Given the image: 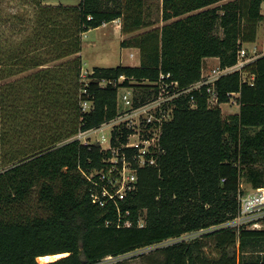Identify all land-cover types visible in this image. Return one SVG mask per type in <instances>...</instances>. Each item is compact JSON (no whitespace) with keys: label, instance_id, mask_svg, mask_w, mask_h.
I'll return each instance as SVG.
<instances>
[{"label":"trees","instance_id":"1","mask_svg":"<svg viewBox=\"0 0 264 264\" xmlns=\"http://www.w3.org/2000/svg\"><path fill=\"white\" fill-rule=\"evenodd\" d=\"M45 1L33 0L44 56L31 54L37 43L26 39L10 62L0 60V81L31 71L0 84V264H264V227L225 226L239 213L242 180L264 186V55L248 66L254 85L239 72L217 83L221 103L239 93L238 113L224 117L206 96L196 108L179 101L164 125L159 165L141 168L138 187L117 203L101 193L104 205L94 202L86 175L105 166L106 152L69 141L116 115L118 86L101 87L103 78L170 73L188 85L200 79L206 58L235 64L241 45L257 41L264 0H161L156 16L148 0ZM118 19L126 36L120 45L137 48L140 65L95 66L97 80L85 85L83 35ZM86 99L93 101L87 112ZM201 229L209 231L157 246ZM152 246L139 263L121 258Z\"/></svg>","mask_w":264,"mask_h":264},{"label":"built area","instance_id":"2","mask_svg":"<svg viewBox=\"0 0 264 264\" xmlns=\"http://www.w3.org/2000/svg\"><path fill=\"white\" fill-rule=\"evenodd\" d=\"M263 55L264 51H261L258 41L243 43L235 64L222 66L220 59L216 64L203 62L200 79L188 85H182L172 78L170 73H161L157 79L136 80L121 75L117 80L108 78L100 80L101 87L112 84L118 86L116 115L97 127L79 130L69 139L78 140L84 145L100 146L106 152L105 166L93 173H86L88 180L94 185L91 193L93 201L104 205L100 193L115 203L125 199L138 187L139 170L159 165L164 154L162 145L164 125L174 118L179 101L187 99L189 106L196 108L199 98L206 96L209 108H222L224 103L220 102L218 81L223 76L239 72L244 82L254 85L256 75L248 70V66ZM93 73V69L89 71L83 67L80 73L81 81L88 85L91 79L97 80ZM126 80H129L130 85H123ZM84 92H87V89H84ZM238 95L239 93H232L230 102L239 104ZM92 107V100H83V111L87 112ZM239 201L240 210L237 217L225 226L237 230H240L242 225L260 228L259 221L264 216V210L258 214L256 210L260 207L264 209V186L241 193ZM207 231L209 229L184 233L166 239L157 246L200 237ZM157 246L143 250L148 252ZM107 259L113 257L109 256Z\"/></svg>","mask_w":264,"mask_h":264},{"label":"rangeland","instance_id":"3","mask_svg":"<svg viewBox=\"0 0 264 264\" xmlns=\"http://www.w3.org/2000/svg\"><path fill=\"white\" fill-rule=\"evenodd\" d=\"M79 2L80 0H47L43 3L56 6L60 3L64 5H74ZM148 3L155 5L156 16L158 8H160L161 5V0H148ZM261 10L262 13H264V3L262 4ZM37 13L38 8L33 0H0V60L3 59L5 62H10L14 52H17L16 50L22 46L26 39H31L32 42L34 41L33 44L37 43V46L32 48L33 53L31 54L44 56L43 51H45V49L44 46L41 45L43 41L37 40L36 42V36L34 35ZM158 25H162V23L157 24V26ZM120 30L121 20L118 19L113 23H107L101 27L91 29L84 34L81 51L84 69L90 71L95 66L112 67L120 65L121 63L131 66H138L140 64L139 50L136 58H131L130 53L135 52L133 51L135 49L123 48L120 45L122 40ZM257 40L261 51H264V21L259 24ZM212 61L216 62L217 60L212 59ZM60 62L62 61H55L50 65H56ZM30 72L31 71H27L15 75V77L4 78V80L0 81V84L23 78ZM234 100L236 101V97ZM238 105L237 102H229L227 105H224L222 107L223 116L227 117L229 114L238 113L240 110ZM259 167L264 170V161L259 163ZM242 188L246 192L253 189L250 181L246 178L242 180ZM263 210V207L258 208L256 214ZM143 222L144 221H141V223ZM259 222V227L263 228L264 223L262 221ZM144 252L143 249L137 250L121 258L130 259L134 263H139L141 260L139 256ZM207 252L210 256L217 255L212 245H208ZM113 260H115V258L107 259V261Z\"/></svg>","mask_w":264,"mask_h":264},{"label":"crops","instance_id":"4","mask_svg":"<svg viewBox=\"0 0 264 264\" xmlns=\"http://www.w3.org/2000/svg\"><path fill=\"white\" fill-rule=\"evenodd\" d=\"M115 21H117V20H115ZM115 21H113V22H115ZM113 22H111V23H113ZM107 24V23H106ZM106 24H104V25H106ZM103 26V25H102ZM120 33H121V37H122V40L126 37L125 35H123L122 34V32H121V30H120ZM84 36V35H83ZM258 41V40H257ZM129 48H132V47H129ZM133 49H135V50H133V51H135V52H131L130 53V56H131V58H136V56L138 55V49L137 48H133ZM131 54H133V55H131ZM79 55L81 56V58H82V55H81V52L79 53ZM212 59H215V60H217L216 62H214V61H212ZM141 61V60H140ZM218 61H219V58H217V57H209V58H206V59H204V62H205V64L207 63V64H216V63H218ZM212 62V63H211ZM121 65H123L122 63H121ZM140 65V64H139ZM131 66V65H130ZM224 105H227V103H224V104H222V107L224 106ZM238 107H239V109H240V105H238Z\"/></svg>","mask_w":264,"mask_h":264},{"label":"bare ground","instance_id":"5","mask_svg":"<svg viewBox=\"0 0 264 264\" xmlns=\"http://www.w3.org/2000/svg\"><path fill=\"white\" fill-rule=\"evenodd\" d=\"M59 256H62V254L42 256V257H39L38 260L49 262V261L56 260L57 258H59Z\"/></svg>","mask_w":264,"mask_h":264}]
</instances>
